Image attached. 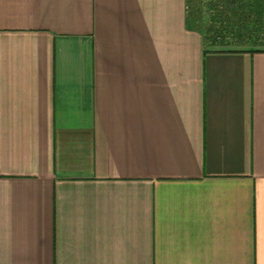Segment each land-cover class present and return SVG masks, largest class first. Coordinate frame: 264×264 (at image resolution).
Wrapping results in <instances>:
<instances>
[{
  "label": "crops",
  "instance_id": "obj_1",
  "mask_svg": "<svg viewBox=\"0 0 264 264\" xmlns=\"http://www.w3.org/2000/svg\"><path fill=\"white\" fill-rule=\"evenodd\" d=\"M187 0H0V264H264V46Z\"/></svg>",
  "mask_w": 264,
  "mask_h": 264
},
{
  "label": "trees",
  "instance_id": "obj_2",
  "mask_svg": "<svg viewBox=\"0 0 264 264\" xmlns=\"http://www.w3.org/2000/svg\"><path fill=\"white\" fill-rule=\"evenodd\" d=\"M209 45H264V0H187ZM206 24L200 26L204 22Z\"/></svg>",
  "mask_w": 264,
  "mask_h": 264
},
{
  "label": "rangeland",
  "instance_id": "obj_3",
  "mask_svg": "<svg viewBox=\"0 0 264 264\" xmlns=\"http://www.w3.org/2000/svg\"><path fill=\"white\" fill-rule=\"evenodd\" d=\"M206 17H207V15L205 14V15H204V22L201 23L200 26H203L204 24H206V22H205V21H206ZM221 46H223V45H221ZM225 46H226V45H224V47H225ZM231 46H232V47H241V48H242V47H249V46H255V45H250V44H244V45H239V46H236V45H227V47H231ZM257 46H259V45H257ZM263 46H264V45H263Z\"/></svg>",
  "mask_w": 264,
  "mask_h": 264
}]
</instances>
